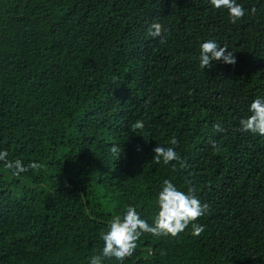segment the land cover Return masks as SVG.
<instances>
[{"label":"trees","instance_id":"16d2710c","mask_svg":"<svg viewBox=\"0 0 264 264\" xmlns=\"http://www.w3.org/2000/svg\"><path fill=\"white\" fill-rule=\"evenodd\" d=\"M237 2L232 24L209 0H0V151L43 164L17 178L0 162V264H89L126 205L152 222L164 179L191 180L205 231L144 234L123 264H264V136L239 131L264 98V0ZM205 40L236 64L200 69ZM173 137L187 170L153 160Z\"/></svg>","mask_w":264,"mask_h":264},{"label":"clouds","instance_id":"9594fccd","mask_svg":"<svg viewBox=\"0 0 264 264\" xmlns=\"http://www.w3.org/2000/svg\"><path fill=\"white\" fill-rule=\"evenodd\" d=\"M210 5L216 10L227 12L229 22L236 24L242 20L246 10L237 0H209ZM250 13L254 15L256 8L253 7ZM148 35L152 38H159L160 44L167 43V37L163 35L166 31L163 25L153 21L148 27ZM199 68H211L212 61H222L225 64L235 65L237 60L233 52L229 51L228 45L223 47L214 40H205L199 45ZM151 98L146 100L145 106L150 103ZM250 115L239 120V131L251 132L264 136V98L256 97L249 105ZM145 124L142 120H136L130 124V130L136 132L143 130ZM214 133H224L226 130L220 123L213 124ZM179 141L173 137L170 140L172 146L156 145L153 148L155 153L154 161L164 165H172V171L187 170L190 165L176 150ZM214 152L220 151V145L212 142ZM113 154L120 155V149L113 145L110 149ZM0 162H3L4 168L11 172L13 177H20L21 174L29 170H39L43 164L39 162H29L27 165L17 158L8 159L7 150L0 151ZM175 162V163H173ZM191 175V173H189ZM187 191L181 190L170 179H164L160 185L154 201V213L152 222L143 218L141 212L136 206L126 205L122 213L115 214L107 222L106 229L100 232V240L103 247L98 254H93L89 258V264H104L105 260H115L118 264L132 257L138 248V241L144 234H150L153 237L171 236L178 237L181 233L191 227L190 234L194 237L201 236L205 231V226L197 223L209 210L210 205L202 202L195 195L196 189L191 180L186 181Z\"/></svg>","mask_w":264,"mask_h":264}]
</instances>
